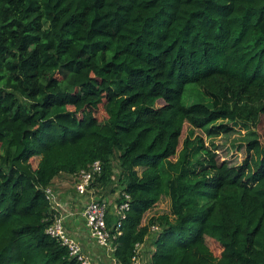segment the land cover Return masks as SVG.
Instances as JSON below:
<instances>
[{
    "label": "trees",
    "instance_id": "1",
    "mask_svg": "<svg viewBox=\"0 0 264 264\" xmlns=\"http://www.w3.org/2000/svg\"><path fill=\"white\" fill-rule=\"evenodd\" d=\"M262 115L264 0H0V264H78L46 188L96 160L94 193L130 196L117 264L143 242L149 264H264ZM230 123L252 132L232 165L195 136Z\"/></svg>",
    "mask_w": 264,
    "mask_h": 264
},
{
    "label": "built area",
    "instance_id": "2",
    "mask_svg": "<svg viewBox=\"0 0 264 264\" xmlns=\"http://www.w3.org/2000/svg\"><path fill=\"white\" fill-rule=\"evenodd\" d=\"M100 171L101 163L96 160L87 169H81L77 173L69 176L74 178V188L76 192L81 195H89V199L84 203L81 211L89 237L93 240L95 245L113 251L111 240L114 236L111 233V228L114 226V229L120 233L118 229L129 210L130 196L127 193H123L124 200L120 204H116L114 202H108L106 198L96 195L94 190L89 186L95 173H99ZM46 197L51 202L52 208L54 209V192L50 186L46 188ZM109 203L112 206L110 210ZM107 212H112L117 217V220L114 221V225L111 227H109L106 222ZM150 231L155 234L159 231V228L157 226H152ZM46 233L60 242L61 245L67 249L69 256L74 258L78 264H97L89 254L83 251L81 244L68 233L65 225H63V219L58 217L57 214L54 215L53 221L47 226ZM144 244L145 242L136 244L131 264H149L148 257H144V255L140 253Z\"/></svg>",
    "mask_w": 264,
    "mask_h": 264
},
{
    "label": "rangeland",
    "instance_id": "3",
    "mask_svg": "<svg viewBox=\"0 0 264 264\" xmlns=\"http://www.w3.org/2000/svg\"><path fill=\"white\" fill-rule=\"evenodd\" d=\"M160 103L161 102L159 101L157 105ZM97 116L98 118H103L105 116V113L102 107L99 108L97 112ZM229 125L231 126L232 129L231 131L225 134L221 133L216 136L206 137L204 132L200 130H196L195 136L200 137L202 141L204 142V144L212 149V151L215 153V157L218 162L225 160L229 165H232V164L240 163L241 160L244 158V143L246 142L248 138L252 136V132L248 128H245L239 124L234 125L230 123ZM187 129H188V124L185 123L183 125L182 133L179 139L180 141H179L178 150L180 149L183 139L187 134ZM253 130H256L258 132L259 141L264 147V115H262L261 122L258 124L256 129H253ZM54 184H56L57 187L61 186V187L67 188L66 191L68 192V194H72V196H75L74 178H72L71 176L62 175L60 178L54 181ZM52 188L54 189L53 186L51 187V189ZM64 188H62L61 190H63ZM55 192L57 193V191ZM67 192H65L64 194H66ZM76 194L81 196V194H79L78 192H76ZM99 194L104 197L103 192H99L98 196ZM117 196H118V193H112V194L105 196V198L108 200V202L110 201L111 203H113L115 201V198H117ZM86 197L88 200L89 196L86 195ZM109 208H112L110 203H109ZM168 211H169V199L167 197H162L159 200V202L151 210L146 212L144 218L146 219L152 215L162 214ZM63 225H65L64 222H63ZM209 245L211 247V251L213 252V254L215 256H218L219 251H220L219 246L216 244H213V245L209 244ZM151 250H152V245L146 242L144 246L141 248L140 253H142L144 257H148V255L151 253L150 252Z\"/></svg>",
    "mask_w": 264,
    "mask_h": 264
},
{
    "label": "crops",
    "instance_id": "4",
    "mask_svg": "<svg viewBox=\"0 0 264 264\" xmlns=\"http://www.w3.org/2000/svg\"><path fill=\"white\" fill-rule=\"evenodd\" d=\"M52 186L54 187V189L52 188L55 200L54 209L57 216L63 219L68 233L81 244L83 251L89 254L97 264H117L112 251L95 245L87 233L84 219L81 215L83 205L87 200L86 195L80 196L75 191V196H72L66 191L67 188L57 187L54 182L50 187ZM62 188L64 189L61 190ZM65 192L67 193L64 194Z\"/></svg>",
    "mask_w": 264,
    "mask_h": 264
}]
</instances>
